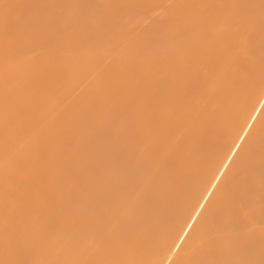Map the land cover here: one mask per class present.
<instances>
[{
	"label": "bare ground",
	"instance_id": "bare-ground-1",
	"mask_svg": "<svg viewBox=\"0 0 264 264\" xmlns=\"http://www.w3.org/2000/svg\"><path fill=\"white\" fill-rule=\"evenodd\" d=\"M43 1L0 0V264H264V0Z\"/></svg>",
	"mask_w": 264,
	"mask_h": 264
},
{
	"label": "rangeland",
	"instance_id": "rangeland-1",
	"mask_svg": "<svg viewBox=\"0 0 264 264\" xmlns=\"http://www.w3.org/2000/svg\"><path fill=\"white\" fill-rule=\"evenodd\" d=\"M73 0H44L43 4L45 6H50V5H54L55 10L57 12H59L61 14V16L63 18H65V16H71L72 18L76 19L75 22L70 23V24H59L57 21L54 23L53 27L54 29L59 30L60 32H64V31H68V28H75L76 26L80 25V23L85 20V16H83V14H77L76 13V9L73 6V4H71ZM86 1H90V0H86ZM101 2L100 4H88L86 3L85 12H89V14H95L96 12V6H100V5H107V6H113L114 8L120 7L123 4L127 3L129 0H97V2ZM96 2V3H97ZM26 14L28 15V17L30 18V25H37L39 24V22L44 19L41 16L40 13V9H39V5H37V3H31L30 7L26 9ZM125 19H122L121 23H124ZM92 23V20L90 21ZM51 28V29H52ZM34 39V46H32V48H35L37 46H43L44 44L49 43V38L47 37V35H34L33 36ZM31 48V49H32ZM2 53V52H0ZM5 63H1V66H4ZM36 247H40L39 245H37Z\"/></svg>",
	"mask_w": 264,
	"mask_h": 264
}]
</instances>
